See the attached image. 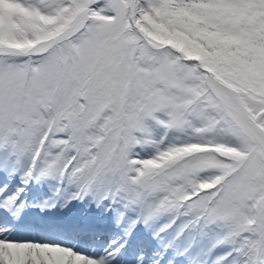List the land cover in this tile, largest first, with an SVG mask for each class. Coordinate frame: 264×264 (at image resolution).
Wrapping results in <instances>:
<instances>
[{"label": "snow or ice", "instance_id": "obj_1", "mask_svg": "<svg viewBox=\"0 0 264 264\" xmlns=\"http://www.w3.org/2000/svg\"><path fill=\"white\" fill-rule=\"evenodd\" d=\"M0 264H264V0H0Z\"/></svg>", "mask_w": 264, "mask_h": 264}]
</instances>
